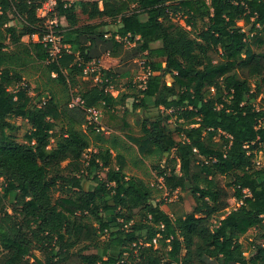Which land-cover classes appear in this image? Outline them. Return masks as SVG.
Listing matches in <instances>:
<instances>
[{"label": "trees", "instance_id": "16d2710c", "mask_svg": "<svg viewBox=\"0 0 264 264\" xmlns=\"http://www.w3.org/2000/svg\"><path fill=\"white\" fill-rule=\"evenodd\" d=\"M101 1L57 0L51 17L67 22L57 31L68 49L53 59L49 45L30 38L47 31L42 1L0 0L3 264H264V167L256 165L264 160V0ZM104 53L145 57L133 108L151 100L157 114L137 132L116 113L135 95L108 91L113 71L98 68L81 83ZM36 64L48 85L33 97L25 73ZM73 97L83 104L71 107ZM97 107L100 126L122 133L142 158L175 153L153 168L169 192L190 184L191 213L175 219L152 203L156 187L129 176L121 153H90L105 136L88 122ZM13 118L30 125L23 141ZM230 199L238 206L227 211ZM251 229H260L259 242L246 255L241 238Z\"/></svg>", "mask_w": 264, "mask_h": 264}, {"label": "rangeland", "instance_id": "374dc122", "mask_svg": "<svg viewBox=\"0 0 264 264\" xmlns=\"http://www.w3.org/2000/svg\"><path fill=\"white\" fill-rule=\"evenodd\" d=\"M81 18H82V22L86 21V17H81ZM47 19L57 21L58 25L61 27H65L67 25V22L65 21L64 18H57V17L53 18V17H51V15H49V17ZM181 24L184 25V22L181 21ZM238 24L240 26H243L244 30L246 32H249V28H250L249 26H244L243 22H239ZM198 25H199V27H202L204 25V22L199 21ZM158 45L159 44H156L155 46H158ZM132 46L133 45H130V47H132ZM117 60H119V59H117ZM129 61H131L133 66L130 68V77L124 79V81H125V86L129 85V84L134 85V86H133V88L126 86L127 89L126 88H124V89L130 90V92H132L133 94H137L138 89L142 85L141 83L144 81V79H146V76L148 74L144 68L145 57L141 54H138V55L134 56L133 59L125 61V63H127ZM91 65L96 70L98 68L102 67L99 64V62H96V63L94 62V64H91ZM91 73H93V72H89L88 75H86L83 79H81V83L84 82L85 80H88L91 76ZM25 78H26L25 82L30 87V95L33 97H35L40 91H42L45 88V84H47L46 83L47 80L45 79L46 77L44 76V72H43V66L41 67L38 64H36V66H31V68H29V70H27V73H25ZM166 80H167V86L170 87L171 86V78L169 76H167ZM95 81H97V78H95ZM77 91H78V89L75 88L74 90H72L71 94H74V93L76 94ZM76 98H79V97H73L70 102H72ZM96 109L101 111V109H99L98 107ZM154 111H155V113H157V110H154ZM154 115H156V114H154ZM145 117H146L145 113L143 112L142 116H138L135 119L137 130L140 129L141 122ZM12 121L16 125H19L20 129L17 130L15 132V134L18 136L19 140L23 141V137H24L25 133L28 131L30 125L27 122L22 121V119H20V118H13ZM89 125H94V124H89ZM176 126H177V123H176L175 119H172L168 122L169 130L174 133L177 140H180V137L175 132ZM59 129H60V127L58 128V130ZM82 129L88 131L87 125L84 126ZM90 136H91V138H94L95 134L90 133ZM51 142L53 143V140ZM96 142H97L96 140L92 141V146L89 150L90 153L94 152L95 148H98V147H101L104 145L102 142H100L102 144H97ZM124 156L126 157V161H127V170H126V167H125V170L129 176H135V177L142 178L145 181H147L148 183H150L151 185L156 187V193H155L156 197L152 201V203H154V204L161 203V208L164 211H166L172 218H175V219L178 217H183L186 214L191 213L193 211L195 201H194L190 186L186 187L185 190L178 189V190L174 191V193L166 191V189L160 187L161 182L159 180L161 178L158 177L157 171L154 170V168H153V165H155V163L157 164L159 161H156V159H150V158H145V159L140 158L141 156H139L138 149L135 150L134 147H133V150L131 149V150L125 151ZM88 157H89V154L85 155L86 160L88 159ZM168 158H172V159L175 158V153L173 152L171 155L166 154L165 157L159 162V165H161V167H166L167 165H169L170 163H168V161H167ZM256 165L258 167H264V160L261 159L260 155H258L256 158ZM104 175L105 174L103 172L100 173L101 177H104ZM1 182H2V179H0V185H1ZM221 182H222V185L225 184L224 179H221ZM85 183H86V189L87 190L91 189L93 185L95 186V184L91 178L88 180H85ZM166 192L170 194L169 197H167V199H165ZM55 196H58V193H56ZM229 203H230V206L227 209V211H230V210H232L238 206V203L234 199H230ZM8 214H11V208H9ZM259 234H260V229H251L246 235H244L241 238V242L243 243L245 248H247L246 255H249L250 249L253 248V245L256 242H259V239H258ZM103 239H105V237H103ZM94 251L95 250H93L92 252H94ZM4 254H5V252L0 245V264H3ZM111 254L113 256L117 257L119 254V250L117 248H113L111 250ZM34 255L43 259V260L45 259V255L42 251L34 250L33 256Z\"/></svg>", "mask_w": 264, "mask_h": 264}, {"label": "crops", "instance_id": "0c3cea01", "mask_svg": "<svg viewBox=\"0 0 264 264\" xmlns=\"http://www.w3.org/2000/svg\"><path fill=\"white\" fill-rule=\"evenodd\" d=\"M99 4H100V7L102 8V2L101 3L99 2ZM30 38L25 37L23 40L25 42H27ZM33 41H36V40H33ZM97 62H99V64L102 66L100 68L106 69V70H111V71H113L114 74H116L115 78L110 81V86L108 87V91L114 97H117V96L123 95V94L135 95V96H130L126 100L125 106H117L115 109H117L116 113L118 115L126 116L127 121L132 126V128L134 129L135 132L139 131L136 128L135 119L138 116H142L143 112L145 113V116H156L154 114H157V113H155L154 110H157V109L154 108L153 102L151 100H147V107L146 108L140 107V108H137L134 110L133 105H134L135 98L137 97L138 93L133 94L132 92H130V90L124 89V88H126V86L131 87V88H133V86H134L131 84L125 86V81H124V79L130 77V68L133 66V64L131 63V61H129L130 63L129 62L125 63L124 61L122 62L120 59L117 60L115 58H112L106 53L102 54L100 59H98ZM141 87H142V85H141ZM99 109H101V112H102V108L100 107ZM104 129H105V132H104L105 136H104V140L102 141V143L105 146L103 145L101 147L95 148L93 153H97L101 148H110L113 155H117L119 153L124 155L125 151L131 150V149L133 150V147L135 148V150H137V147L135 145H133L131 142H129L122 133L112 132L111 130H107L106 128H104ZM96 143L102 144L100 142H96ZM139 156H140V154H139ZM140 158H142V157H140ZM125 159H126V157H125ZM143 159H145V158H143ZM114 164L117 167L116 160H115ZM126 170H127V161H126ZM84 188L86 189V183L85 182H84Z\"/></svg>", "mask_w": 264, "mask_h": 264}, {"label": "built area", "instance_id": "2783aa9c", "mask_svg": "<svg viewBox=\"0 0 264 264\" xmlns=\"http://www.w3.org/2000/svg\"><path fill=\"white\" fill-rule=\"evenodd\" d=\"M41 1H42V4L40 8L38 9L39 17H49V15H52L55 13V9L57 7V0H41ZM65 1H66V5H71L74 0H65ZM98 1L100 3L102 2L101 0H98ZM58 26L59 25L57 21L47 20V31L42 38H40L38 34H33L30 36L31 39L33 40L41 41L45 43L46 45H49L51 48L50 51H51V56L53 59L57 58L60 55L63 48L68 49V46L62 45L61 36L58 35V31H57ZM91 64H94V62L90 63L87 66V68L85 69L86 74H89V72L96 71V69ZM82 104H83L82 100L80 98H76L70 103V106L73 107V106L82 105ZM87 111L89 113L88 115L89 124H94L95 126L94 125L93 126L97 130V132L103 131L104 128L100 126L102 112L97 110L96 108H90ZM160 182H161L160 187L164 188L162 178ZM169 195L170 194L166 192L165 199H167ZM153 242L156 244L157 240L154 239Z\"/></svg>", "mask_w": 264, "mask_h": 264}, {"label": "water", "instance_id": "95a60500", "mask_svg": "<svg viewBox=\"0 0 264 264\" xmlns=\"http://www.w3.org/2000/svg\"><path fill=\"white\" fill-rule=\"evenodd\" d=\"M190 186V184L189 183H187V187H189Z\"/></svg>", "mask_w": 264, "mask_h": 264}]
</instances>
